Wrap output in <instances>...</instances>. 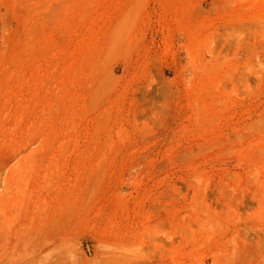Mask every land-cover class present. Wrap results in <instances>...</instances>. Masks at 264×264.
I'll return each mask as SVG.
<instances>
[{
	"label": "rangeland",
	"instance_id": "1",
	"mask_svg": "<svg viewBox=\"0 0 264 264\" xmlns=\"http://www.w3.org/2000/svg\"><path fill=\"white\" fill-rule=\"evenodd\" d=\"M0 264H264V0H0Z\"/></svg>",
	"mask_w": 264,
	"mask_h": 264
},
{
	"label": "bare ground",
	"instance_id": "2",
	"mask_svg": "<svg viewBox=\"0 0 264 264\" xmlns=\"http://www.w3.org/2000/svg\"><path fill=\"white\" fill-rule=\"evenodd\" d=\"M65 222H66V221H65ZM41 234H42V233H41ZM41 234H40V235H41ZM85 241H86V240H85ZM84 243H85V242H84ZM86 247H89V246H86ZM88 249H89V248H86V252H87V253H88V251H89ZM89 254H90V253H89Z\"/></svg>",
	"mask_w": 264,
	"mask_h": 264
}]
</instances>
